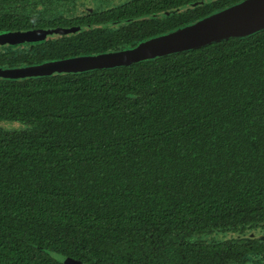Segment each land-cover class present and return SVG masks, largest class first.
<instances>
[{
    "label": "trees",
    "instance_id": "1",
    "mask_svg": "<svg viewBox=\"0 0 264 264\" xmlns=\"http://www.w3.org/2000/svg\"><path fill=\"white\" fill-rule=\"evenodd\" d=\"M30 1L0 0L1 33L28 27ZM240 1L134 0L121 9L141 26L124 33L162 35ZM18 54L0 53V68L42 60ZM70 258L264 262V28L129 65L0 78V264Z\"/></svg>",
    "mask_w": 264,
    "mask_h": 264
},
{
    "label": "flooded vegetation",
    "instance_id": "2",
    "mask_svg": "<svg viewBox=\"0 0 264 264\" xmlns=\"http://www.w3.org/2000/svg\"><path fill=\"white\" fill-rule=\"evenodd\" d=\"M134 0H32L25 9L27 23L25 29L9 31L54 30L62 28L69 30L65 33H48L45 39L0 44V53H13L12 59L19 58L18 53H40V62H21L12 67L37 65L79 56H92L132 48L143 40L155 37H130L141 25L133 16L125 17L121 8ZM202 3L204 1H201ZM234 4V3H233ZM233 4L223 7L227 8ZM190 5H176L167 8L173 11L177 7L186 9ZM113 9V10H112ZM112 10L106 17H99L102 11ZM220 10V9H219ZM148 18L147 16L142 19ZM1 33V32H0ZM158 36V35H157ZM123 43V44H121ZM43 51L53 53L50 59L43 60ZM6 68H11L7 66ZM263 261V260H262ZM259 264H264L260 262Z\"/></svg>",
    "mask_w": 264,
    "mask_h": 264
},
{
    "label": "water",
    "instance_id": "3",
    "mask_svg": "<svg viewBox=\"0 0 264 264\" xmlns=\"http://www.w3.org/2000/svg\"><path fill=\"white\" fill-rule=\"evenodd\" d=\"M150 16H155V13ZM263 28L264 0H242L176 30L144 40L132 48L25 67L0 68V78L24 79L129 65L182 50L199 48L230 37L247 36ZM68 31L62 28L48 31H6L0 33V44L41 40L45 39L48 33ZM68 263L89 264L75 258H70Z\"/></svg>",
    "mask_w": 264,
    "mask_h": 264
},
{
    "label": "rangeland",
    "instance_id": "4",
    "mask_svg": "<svg viewBox=\"0 0 264 264\" xmlns=\"http://www.w3.org/2000/svg\"><path fill=\"white\" fill-rule=\"evenodd\" d=\"M14 125L16 126L17 124H14ZM14 125L8 124L7 126L8 127H13Z\"/></svg>",
    "mask_w": 264,
    "mask_h": 264
}]
</instances>
